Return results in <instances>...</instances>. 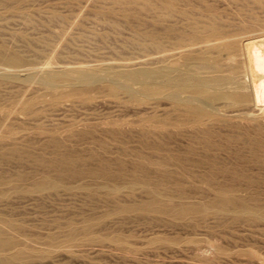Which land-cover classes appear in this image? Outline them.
I'll list each match as a JSON object with an SVG mask.
<instances>
[{"label": "rangeland", "instance_id": "obj_1", "mask_svg": "<svg viewBox=\"0 0 264 264\" xmlns=\"http://www.w3.org/2000/svg\"><path fill=\"white\" fill-rule=\"evenodd\" d=\"M167 1L172 15L146 12L129 22L100 12L109 0H0V230L27 248L26 264H264V220L181 209L216 197L219 189L204 179L208 155L234 163L230 150L241 146L215 118L243 122L237 115L245 109L261 117L262 103L196 100L203 114L195 128L158 82L114 73L160 67L146 33L163 35L170 24L184 37L177 57L184 68L194 47L190 21L213 14L229 32L263 39L264 0ZM53 11L64 20H50ZM13 56L21 62L7 65ZM83 69L98 79L81 91ZM224 91L243 90L228 84L207 95ZM209 125L223 136L191 138ZM250 166L260 184L240 179L226 192L264 203V169ZM153 203L175 212L138 209Z\"/></svg>", "mask_w": 264, "mask_h": 264}, {"label": "bare ground", "instance_id": "obj_2", "mask_svg": "<svg viewBox=\"0 0 264 264\" xmlns=\"http://www.w3.org/2000/svg\"><path fill=\"white\" fill-rule=\"evenodd\" d=\"M109 3L108 7L100 11L102 14L111 17L115 14H123V17L129 22L133 20L144 21L142 14L146 12L160 10L172 15L176 10L174 2L167 0H109ZM134 8H137L138 11ZM215 18L216 16L213 14L212 16L209 15L207 20L197 18L190 21L194 47L190 54L185 55L188 65L184 68L177 63L179 50L185 46L184 37L178 33V27L170 24L163 28V35H158L154 31L146 33L148 40L159 49L158 52L163 61L160 67L156 69L144 67L119 70L114 71L115 75L140 84L158 82L159 89L167 90L166 98L170 99L176 107L183 106L189 112V120L195 128L200 125L203 114L202 107L194 104L196 100L205 104L208 100L221 97L236 103H249L251 107L259 106L262 103L260 109L264 110L262 106L264 102V38L253 40L254 36L245 35L243 32H229L215 24ZM49 19L63 21L64 17L53 11ZM173 32L178 34L173 35ZM137 33L138 39L144 37L140 32L137 31ZM214 51L216 56L212 61L210 58ZM3 58L4 55L0 50V62L4 61ZM7 60V65H16L21 62V58L18 56L10 57ZM50 76L56 78L54 75ZM67 76L69 73H64L60 77ZM245 76L248 77L246 78L247 83H245L246 80H242ZM77 78L80 81L78 89L84 91L90 83L98 79V76L94 72L83 69ZM48 83L53 86L50 84L52 82ZM113 84L116 85L115 82ZM228 84H235L237 88L243 91L239 93L224 91L219 95H207L210 88L222 89ZM183 92L188 94L182 97ZM14 101L16 103L21 102L20 99ZM245 111L246 109L241 111L239 115L236 114L243 122L238 119L233 121L230 118H215L221 122L219 124L228 125L233 132L238 133L237 136H240L241 140V146H237L236 149H229L234 163L219 159L215 155H208L209 157H207L210 168L204 179L219 189L216 197L198 205L182 206V210H201L212 214H219L220 212L233 220H264V203L226 192L228 188H237L240 185L238 182L240 179H245L248 185L260 184V180L251 177L250 164H255L259 169H264V115L261 118L259 112H257L258 114L255 113L258 111L256 109H253L254 114ZM167 120V118L163 119V126L167 125ZM253 130L256 133L255 137L250 136V131ZM201 134L223 136L220 135L219 127L209 125L203 131L192 133L191 138L195 140ZM208 147L221 149L223 145L221 143H208ZM217 173L229 174L233 180L228 183L225 181L215 182L213 179ZM138 209L175 212L171 207H162L157 203L141 206ZM26 249L18 246L14 240L0 230V264H26L24 258Z\"/></svg>", "mask_w": 264, "mask_h": 264}]
</instances>
